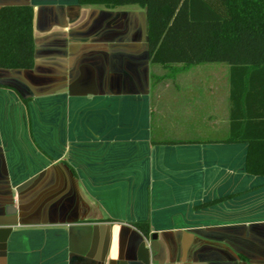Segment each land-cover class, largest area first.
I'll return each instance as SVG.
<instances>
[{"label": "crops", "instance_id": "crops-1", "mask_svg": "<svg viewBox=\"0 0 264 264\" xmlns=\"http://www.w3.org/2000/svg\"><path fill=\"white\" fill-rule=\"evenodd\" d=\"M21 4L35 67L0 69V264H264L230 67L197 71L202 108L182 74L204 64L152 92L145 9L0 0Z\"/></svg>", "mask_w": 264, "mask_h": 264}, {"label": "trees", "instance_id": "trees-1", "mask_svg": "<svg viewBox=\"0 0 264 264\" xmlns=\"http://www.w3.org/2000/svg\"><path fill=\"white\" fill-rule=\"evenodd\" d=\"M147 9L150 64L230 67V143H247L246 172L264 178V0H76ZM35 67L34 7L0 8V69ZM154 78L160 81L158 75ZM173 143V142H167ZM146 236L150 226L138 224Z\"/></svg>", "mask_w": 264, "mask_h": 264}, {"label": "rangeland", "instance_id": "rangeland-1", "mask_svg": "<svg viewBox=\"0 0 264 264\" xmlns=\"http://www.w3.org/2000/svg\"><path fill=\"white\" fill-rule=\"evenodd\" d=\"M131 8L136 9L137 7H131ZM223 66H226V64H223V63H207V64H204L203 67H196V68L193 67L194 69H192L191 71H189L185 74H182V77H186V76L188 77L186 90L198 91L197 93H200V96L202 97V99H200L202 108L207 107L210 100L205 98L206 96H205V93L203 92L205 90V89H203L204 85L201 87H199V85H198V80L200 78L197 77L198 76L197 71L202 70V68L215 69V68H221ZM175 67H177V66L176 65L172 66V67H164L161 65L151 66V74L150 75H151L152 92L154 91V86L157 82L156 78H154V74L155 75L160 74L161 73L160 71L163 70V74H164V76H166L165 81H168L172 85L173 82L177 78H179V76H175V75H177V72H178V69H177L178 67L176 68V71H175ZM198 68H200V69H198ZM192 76H193V78H192ZM176 84H178V82L174 83L173 85L175 86ZM172 89H173V87H172ZM169 98H172V94L169 95ZM169 101H170V103L172 102V104H173V101L171 99H169Z\"/></svg>", "mask_w": 264, "mask_h": 264}, {"label": "water", "instance_id": "water-1", "mask_svg": "<svg viewBox=\"0 0 264 264\" xmlns=\"http://www.w3.org/2000/svg\"><path fill=\"white\" fill-rule=\"evenodd\" d=\"M145 14H146V31H145V41L144 42V48L146 49V61H147V70L149 68V63H150V47H149V28H148V16H147V9H145ZM9 212V211H8ZM153 238H157V234H153Z\"/></svg>", "mask_w": 264, "mask_h": 264}]
</instances>
